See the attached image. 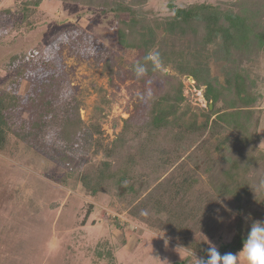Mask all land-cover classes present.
<instances>
[{
    "label": "rangeland",
    "instance_id": "1",
    "mask_svg": "<svg viewBox=\"0 0 264 264\" xmlns=\"http://www.w3.org/2000/svg\"><path fill=\"white\" fill-rule=\"evenodd\" d=\"M34 1L0 0V264H196L208 242L219 249L264 220V50H227L202 20L167 25L174 7L200 3L263 25L264 0ZM152 51L164 70L148 64L137 78L133 65ZM159 111L158 147L135 185L142 197L185 179L206 214L190 213L178 234L152 208L132 217L125 183L92 196L78 175L107 158L116 166L120 141L134 148Z\"/></svg>",
    "mask_w": 264,
    "mask_h": 264
},
{
    "label": "trees",
    "instance_id": "2",
    "mask_svg": "<svg viewBox=\"0 0 264 264\" xmlns=\"http://www.w3.org/2000/svg\"><path fill=\"white\" fill-rule=\"evenodd\" d=\"M40 2L41 0H35L34 5H38ZM201 20L203 21L208 32L214 34L219 32L221 34L225 44L227 45V50L237 46V43L240 41H244L247 45L256 41L258 46L264 50V24L260 25L258 21L250 23L246 16H241L231 11L228 12L222 10L212 4L200 3L191 4L183 8L174 7L173 16L170 18V20H168L167 25L168 27H174L176 25L182 26L181 28H184V25L192 27L193 23ZM133 41L134 42H132V45L137 47V42L135 40ZM196 70L197 68H192L190 73L196 80H198L199 74ZM206 84L207 87L211 86L210 82H206ZM206 99L210 100L208 94H206ZM53 109V107L50 109L52 113H54ZM1 110H3L2 101L0 102V122L4 121V116L2 117L3 114L1 113ZM149 116V121L145 123V126L148 125L149 127L147 128L148 133L146 134L145 138H143L144 140L141 139L140 141H137L134 148L124 152V143L122 140L120 141L122 150L119 153L120 155L118 157V163L116 166H114L109 158L101 160L97 164L89 163L84 168L79 170V180L85 188V192L92 196L96 195L100 191L107 190L116 185L125 183L121 187V191H123V194H127L130 202L129 204H132L129 209V213L132 217H140L143 220L145 219L143 217L145 216L146 211L152 208L157 212L156 221L158 220L159 226L163 225L164 228L172 234L188 232V229L190 228L188 222L189 217L192 214L194 217V215H197L198 212L199 214H206V212L204 211V203L198 198V196L188 193L190 188L187 187V184H185V179H182L180 182L175 181L174 189H171L172 192H167V189L159 190V188H157L158 191H154L155 189L153 190L152 188L142 197H140V188L136 187L135 185L136 183H138L140 187L143 185V182L139 179V174H136V167L139 166L141 160L147 159L148 157L151 158L152 150H157L158 146L154 147L155 144L159 143L156 139L157 132L159 129H161L163 123L165 122V115L161 111L150 114ZM78 121L79 116L77 113L75 123L72 124H78ZM70 125L71 120L69 119L64 122V125L61 128L62 131L66 133V135L64 134V139H67L68 137V128L71 132ZM206 126L207 123L201 125V129L205 130ZM75 129L76 128H74V131ZM70 134H72V132ZM2 137L3 131L0 128V139H2ZM147 137L151 139V142H146ZM159 150L162 153L165 152L163 147H161ZM233 167L236 168L235 165ZM237 171L238 172H234L235 174L231 176L234 182L230 184L232 186V192L235 193L236 191H239L240 186H242L240 185L239 178L237 177V173H241L242 169L239 168ZM172 199H176V202L175 204L171 205V207H169L168 203H171ZM212 203L213 202H211V204ZM197 205L198 207L193 212L194 206ZM137 211H140V215H138ZM197 218L198 216L192 219L196 221ZM200 219L201 218L198 219V222ZM247 228L248 226H245V232ZM245 232L238 230L234 238L229 243L220 246V252L224 253L228 251H237L241 246L242 236ZM200 252L203 254L205 251L203 250Z\"/></svg>",
    "mask_w": 264,
    "mask_h": 264
},
{
    "label": "clouds",
    "instance_id": "3",
    "mask_svg": "<svg viewBox=\"0 0 264 264\" xmlns=\"http://www.w3.org/2000/svg\"><path fill=\"white\" fill-rule=\"evenodd\" d=\"M148 64H151L153 71L164 70L159 51H152L143 57V62L137 61L133 65L132 70L137 78L147 75ZM260 187H264V181ZM208 243L206 258H196V264H264V220H253L250 223L242 236L240 248L235 252L221 253L215 244Z\"/></svg>",
    "mask_w": 264,
    "mask_h": 264
}]
</instances>
